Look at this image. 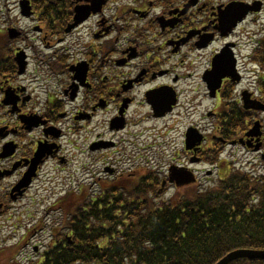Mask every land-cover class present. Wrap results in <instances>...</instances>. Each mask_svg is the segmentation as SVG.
Listing matches in <instances>:
<instances>
[{"label":"flooded vegetation","instance_id":"obj_1","mask_svg":"<svg viewBox=\"0 0 264 264\" xmlns=\"http://www.w3.org/2000/svg\"><path fill=\"white\" fill-rule=\"evenodd\" d=\"M256 1L264 10L262 0H73L68 17H51L49 25L45 4L30 0L32 15L19 18L25 26L12 24L19 34L0 33V264H36L45 258L40 244L58 243L45 236L49 169L71 164L90 180V191L112 201L142 178L143 135L159 147L161 183L171 167L190 169L194 153L185 137L192 128L205 134L200 162L205 151L227 146L217 141L224 131L250 141L245 134L259 112L241 109V128L235 123L226 130L220 122L236 118L242 105L241 76L236 84L231 72L246 70L239 42L252 33L241 27L252 25ZM76 6L92 12L67 33ZM222 66L224 77L205 114L212 121L206 135L192 124L196 97L182 101L181 89L199 79L195 86L208 98L207 76ZM175 122L181 126L176 154ZM25 177L29 182L21 185ZM50 193L52 211L61 212L62 193Z\"/></svg>","mask_w":264,"mask_h":264},{"label":"trees","instance_id":"obj_2","mask_svg":"<svg viewBox=\"0 0 264 264\" xmlns=\"http://www.w3.org/2000/svg\"><path fill=\"white\" fill-rule=\"evenodd\" d=\"M32 2L45 4L41 11L50 25L72 0ZM255 60L264 70V42ZM258 85L264 101V75ZM216 156L206 159L213 162ZM159 187V177L143 169L140 182L112 201L107 195L95 200L74 195L60 238L54 233L59 245L39 264H215L234 250H264V175L231 168L215 184L190 185L169 199L157 194Z\"/></svg>","mask_w":264,"mask_h":264},{"label":"rangeland","instance_id":"obj_3","mask_svg":"<svg viewBox=\"0 0 264 264\" xmlns=\"http://www.w3.org/2000/svg\"><path fill=\"white\" fill-rule=\"evenodd\" d=\"M17 0H0V31H3V27L5 26V23L7 19L9 18L10 20H17L19 22V14H18V9L15 7V3ZM6 3H9L8 6H6ZM264 14V13H263ZM7 24V23H6ZM16 26L24 27L25 24H22L19 22ZM7 27V26H5ZM2 33V32H0ZM247 49H245V52ZM248 52H250V47L248 46ZM203 68V65L201 64L199 71H201ZM259 70V68H258ZM259 73V72H258ZM256 74L254 76V81H256L257 76L259 74ZM247 76V74H246ZM251 78L249 79L250 82ZM199 82V79L196 80L195 84L189 88V89H181V97L182 101H185V97L187 98H192L196 97V100L193 102L194 104L197 105V111L193 112V115H191V118L194 120L192 124H198L200 127L203 128V130L207 131L206 135L210 134V124L211 120L210 119H202L205 117V114L211 110L214 102L211 101L208 98L203 97L204 94V89L201 86H195ZM246 82V80H245ZM246 85V84H245ZM244 84L239 86L237 88V91H241L243 88ZM248 86V85H247ZM253 89H256L255 86ZM197 92V93H196ZM187 93V95H186ZM239 94V92H237ZM223 104V103H222ZM263 117V116H262ZM261 116L259 117L260 119L262 118ZM258 119H256L257 121ZM264 120V118H263ZM262 119L260 120L261 124L264 125V121ZM163 123H159L158 127L162 126ZM186 123L185 125H187ZM243 124V121L238 124V128H241ZM145 126H148L146 123L144 124ZM209 125V126H208ZM264 127V126H263ZM181 126H179V123L175 122V131L174 134L172 135L173 140L175 142V154L178 152L179 145L181 142L180 139V129ZM151 129V127H150ZM204 134V133H203ZM205 135V134H204ZM155 138L153 136L147 138V136L143 135V140L141 146H143V165L144 166H149L153 167V171H157L156 167L158 166L157 163L159 160H157V155H161L159 152V147L154 146V140ZM210 137L207 139L206 145L210 147L212 144L210 143ZM150 151L148 152V148ZM256 157L255 154H252V152H248L245 149L242 148H226V150L220 155V160L218 164L215 167H211L212 164L210 163H200L197 166H192V169L196 170V174L194 177H196L195 181L191 185L199 186L202 188L209 187L213 184H215L220 177H222L224 174V171L227 169H230L232 167L236 168H246L247 166L249 169H251L253 166L252 165H259V161L252 162V158ZM258 158V157H257ZM167 156L164 157L165 162H170V159ZM248 161H250V164H248ZM148 163V165H147ZM209 164V165H208ZM156 166V167H155ZM63 170L62 172L59 171ZM258 170L260 172H264V170L259 166ZM56 175L59 177H62V179H55L54 184L50 182L47 183L46 187L48 190L52 189L54 187L55 192H62L63 196V203H62V210L61 213L57 212L55 213L54 211L51 212V210H46L47 212V221L52 228L54 227H59L61 222H64V219L69 215L71 209L74 207V195H80L82 193L85 194H91L89 191V186L88 185H81V184H87L90 182V180L87 178V176L81 175L80 173L78 174V171H74V169H71V165L64 166V167H58L57 169L54 170ZM211 171V175H207V172ZM258 171V172H259ZM182 187L179 189L173 188L170 189L168 192L165 191V194L162 195L163 199H169L172 197L174 194L178 192H182ZM74 192V193H73ZM50 203H52V200L47 198V208H50ZM52 209V208H51ZM53 210V209H52ZM45 211V209H43ZM42 211V213H43ZM62 216L63 220L61 219L60 215ZM50 215V216H49ZM61 220V221H60ZM60 223V224H59ZM57 224V225H56ZM59 224V225H58ZM48 231V228H47ZM17 236V235H16ZM45 236H48V232L45 233ZM49 236H50V231H49ZM16 239H14V242ZM31 242H33V239H31Z\"/></svg>","mask_w":264,"mask_h":264},{"label":"water","instance_id":"obj_4","mask_svg":"<svg viewBox=\"0 0 264 264\" xmlns=\"http://www.w3.org/2000/svg\"><path fill=\"white\" fill-rule=\"evenodd\" d=\"M27 3L28 2H22L21 4V14L23 16H27L28 15V10L29 8L27 7ZM92 9H88V8H79L76 9V15L74 18V25H77L78 23H80L81 21L85 20L89 14V12ZM73 26H70L68 28V30H70ZM11 34L14 33V31L12 30L10 32ZM221 75L218 72V67H214V70L212 71L211 74H209V78L207 79L208 82V88L211 92V95L214 94L215 90L218 88L219 86V82L221 80ZM245 108H252L254 110H264V106L258 102H251L250 105H245ZM257 128L254 129L253 132L250 133V136H257ZM202 138L196 134H194L193 132H191L188 135V142H190V148L192 149V147L196 144L199 145L201 143ZM257 149V148H256ZM172 175L170 181H176L177 186H182L184 184H188V183H192L194 181V178L192 176L191 173L189 172H184V173H177L176 171L171 170L170 171ZM174 178V179H173ZM241 259H246V260H250V261H263L264 260V250H246V249H240V250H235L232 251L228 254H226L224 257H222L219 261H217L215 264H230L236 260H241Z\"/></svg>","mask_w":264,"mask_h":264}]
</instances>
